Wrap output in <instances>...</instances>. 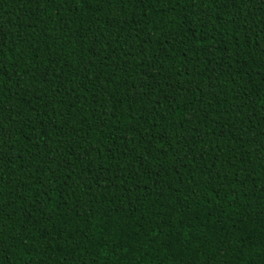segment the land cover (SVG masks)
Listing matches in <instances>:
<instances>
[{
    "label": "trees",
    "instance_id": "16d2710c",
    "mask_svg": "<svg viewBox=\"0 0 264 264\" xmlns=\"http://www.w3.org/2000/svg\"><path fill=\"white\" fill-rule=\"evenodd\" d=\"M0 264H264V0H0Z\"/></svg>",
    "mask_w": 264,
    "mask_h": 264
},
{
    "label": "snow or ice",
    "instance_id": "6c2138e0",
    "mask_svg": "<svg viewBox=\"0 0 264 264\" xmlns=\"http://www.w3.org/2000/svg\"><path fill=\"white\" fill-rule=\"evenodd\" d=\"M154 235V234H153Z\"/></svg>",
    "mask_w": 264,
    "mask_h": 264
}]
</instances>
